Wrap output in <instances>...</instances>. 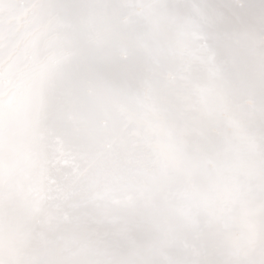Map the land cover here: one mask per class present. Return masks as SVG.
<instances>
[{
	"label": "snow or ice",
	"instance_id": "snow-or-ice-1",
	"mask_svg": "<svg viewBox=\"0 0 264 264\" xmlns=\"http://www.w3.org/2000/svg\"><path fill=\"white\" fill-rule=\"evenodd\" d=\"M0 264H264V0H0Z\"/></svg>",
	"mask_w": 264,
	"mask_h": 264
}]
</instances>
